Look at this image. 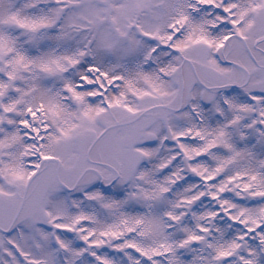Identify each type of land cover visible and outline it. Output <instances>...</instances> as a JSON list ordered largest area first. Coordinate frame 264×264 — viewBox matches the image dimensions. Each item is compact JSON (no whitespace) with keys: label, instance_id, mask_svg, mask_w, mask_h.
Segmentation results:
<instances>
[{"label":"snow or ice","instance_id":"snow-or-ice-1","mask_svg":"<svg viewBox=\"0 0 264 264\" xmlns=\"http://www.w3.org/2000/svg\"><path fill=\"white\" fill-rule=\"evenodd\" d=\"M0 264H264V0H0Z\"/></svg>","mask_w":264,"mask_h":264}]
</instances>
